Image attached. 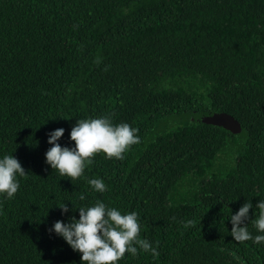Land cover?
<instances>
[{
	"label": "trees",
	"instance_id": "16d2710c",
	"mask_svg": "<svg viewBox=\"0 0 264 264\" xmlns=\"http://www.w3.org/2000/svg\"><path fill=\"white\" fill-rule=\"evenodd\" d=\"M214 112L241 131L200 120ZM101 116L137 129L139 143L60 177L45 163L48 133L65 129L59 143L71 147L77 120ZM5 154L27 178L14 198L0 196V264H81L49 229L79 219L58 205L97 199L135 211L139 238L159 253L118 264H264V244L234 242L227 219L245 201L254 219L264 199V0H0ZM188 174L197 180L177 198Z\"/></svg>",
	"mask_w": 264,
	"mask_h": 264
},
{
	"label": "clouds",
	"instance_id": "9594fccd",
	"mask_svg": "<svg viewBox=\"0 0 264 264\" xmlns=\"http://www.w3.org/2000/svg\"><path fill=\"white\" fill-rule=\"evenodd\" d=\"M137 131L127 123L114 124L108 116L78 119L70 131L74 146L62 147L59 143L65 129L48 133L47 143L51 147L45 153V163L60 177L76 180L83 176L98 153L105 154L108 159H122L131 145L139 143ZM21 178H27V174L18 159L13 154L0 156V196L14 198ZM87 184L92 192L102 194L106 191L100 178L87 179ZM79 200L85 201L86 196L81 194ZM58 207L62 215L78 210L79 219L71 216L68 222L56 221L49 233L62 238L74 252L80 253L81 264H118L125 253L135 257L140 251L153 256L159 254L147 239L139 238L141 223L135 211L122 213L99 199L91 205L71 209L65 202ZM253 208L251 201H245L227 218L231 223L230 235L237 244L246 241L264 244V199L256 203L255 218L250 220L249 212ZM249 224L255 229V235L249 231Z\"/></svg>",
	"mask_w": 264,
	"mask_h": 264
},
{
	"label": "water",
	"instance_id": "95a60500",
	"mask_svg": "<svg viewBox=\"0 0 264 264\" xmlns=\"http://www.w3.org/2000/svg\"><path fill=\"white\" fill-rule=\"evenodd\" d=\"M200 120L206 124L216 125L228 129L232 133H238L241 131L240 123L233 116L225 112H214L204 115L200 118Z\"/></svg>",
	"mask_w": 264,
	"mask_h": 264
},
{
	"label": "rangeland",
	"instance_id": "374dc122",
	"mask_svg": "<svg viewBox=\"0 0 264 264\" xmlns=\"http://www.w3.org/2000/svg\"><path fill=\"white\" fill-rule=\"evenodd\" d=\"M236 151L237 150H232V152H234V154H236ZM229 162H230V157H228V159H226V161L222 162L221 169H218V170H220L221 172L227 170L230 167ZM195 178L196 177H194V175L188 174L187 176H185L182 179V180H184V183H182L183 181L182 182L179 181V186H178L177 191H176L177 198L184 197V200L187 199V197L191 193V189H192L194 180H197Z\"/></svg>",
	"mask_w": 264,
	"mask_h": 264
}]
</instances>
